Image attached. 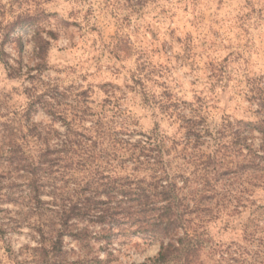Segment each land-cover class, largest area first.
<instances>
[{
    "label": "rangeland",
    "instance_id": "rangeland-1",
    "mask_svg": "<svg viewBox=\"0 0 264 264\" xmlns=\"http://www.w3.org/2000/svg\"><path fill=\"white\" fill-rule=\"evenodd\" d=\"M29 12L35 24L4 43V27ZM37 32L49 42L44 60L33 44ZM263 80L264 0H0V264H41L25 179L7 161L10 141L36 160L41 145L52 150L65 138V125L53 123L40 107L27 113L30 97L55 86L71 127L89 129L93 141L134 142L157 131L176 142L180 154L186 120H201L211 132L224 120H256L249 100ZM187 150L199 158L210 154L211 142ZM177 154L172 150L165 158L181 163ZM251 190L237 210L206 224L204 264L220 262L214 247L245 250L227 263L255 259L243 229L255 218L264 227V190ZM39 198L50 200L47 194ZM92 247L87 259L107 258L100 244ZM63 248L65 264H78L77 243L65 236ZM109 250L110 264H138L156 256L159 243L131 236L114 239ZM258 261L264 264V255Z\"/></svg>",
    "mask_w": 264,
    "mask_h": 264
},
{
    "label": "trees",
    "instance_id": "trees-1",
    "mask_svg": "<svg viewBox=\"0 0 264 264\" xmlns=\"http://www.w3.org/2000/svg\"><path fill=\"white\" fill-rule=\"evenodd\" d=\"M33 24L35 17L30 12L15 17L4 27L3 42ZM46 34L56 38L52 31ZM33 44L38 58L44 60L49 42L37 32ZM53 91L55 86L50 85L43 94L31 95L27 113L40 107L53 123L65 125L64 140L52 150L41 145L36 160L25 156L21 146L11 140L7 159L12 173L25 179L27 218H37L31 226L39 237L35 249L40 251L41 264H65V236L81 251L78 264H110L113 252L107 250L113 240L125 241L131 236L159 243L156 256L138 264H204L206 224L237 210L251 189L264 190V80L249 100L256 104V120H224L214 132L204 130L201 120H186V148L180 154L175 150L177 143L157 131L142 133L134 142L116 140L104 145L93 141L89 129L71 127L66 117L70 113L67 108L60 109L62 103ZM93 134L105 136L102 131ZM205 139L211 142L210 154L196 158L188 152V147L199 149ZM172 150L181 163L172 164L165 158ZM118 169L129 172L121 174ZM13 194L7 199L12 200ZM42 194L50 200L42 201ZM243 233L255 247L251 264H263L258 261L264 255L261 222L248 220ZM92 243L100 244L105 260L98 256L87 259ZM211 251L218 253L217 264H231L227 257L235 251L245 252L230 247Z\"/></svg>",
    "mask_w": 264,
    "mask_h": 264
}]
</instances>
